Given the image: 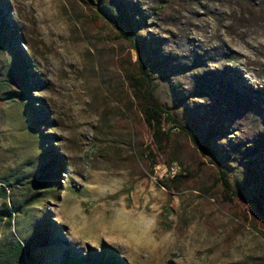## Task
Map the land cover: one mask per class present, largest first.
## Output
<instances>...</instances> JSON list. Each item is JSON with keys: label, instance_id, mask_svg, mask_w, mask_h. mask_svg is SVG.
<instances>
[{"label": "rangeland", "instance_id": "obj_1", "mask_svg": "<svg viewBox=\"0 0 264 264\" xmlns=\"http://www.w3.org/2000/svg\"><path fill=\"white\" fill-rule=\"evenodd\" d=\"M96 4L113 25H92ZM125 11L150 100L194 124L264 209V0H0V178L16 187L0 264H264V239L221 205L188 139L173 132L160 166L134 158L151 137L119 67L135 60L115 40ZM172 166L189 177L170 196Z\"/></svg>", "mask_w": 264, "mask_h": 264}, {"label": "trees", "instance_id": "obj_2", "mask_svg": "<svg viewBox=\"0 0 264 264\" xmlns=\"http://www.w3.org/2000/svg\"><path fill=\"white\" fill-rule=\"evenodd\" d=\"M86 6L91 15L92 25L96 27L113 25L110 16L97 4L95 6ZM121 19L123 22V30L115 35V40L127 42L134 53L135 60L131 62L129 55L127 58L121 59L119 63L120 71L125 80L126 90L129 92L137 112L143 116L144 123L149 129L151 137V142L142 151L137 152L134 147V158L141 162L143 166L147 163L150 166L152 165V168L160 166V157L165 156L169 149L173 133L172 130L184 136L189 140L198 157L216 170L217 178L214 180L213 186H219L221 188V205L230 204L239 207L241 211L234 214L237 220L244 227H249L264 239V209L261 200L257 197H249L243 190L233 184L220 154L206 140H199L198 129L194 124L179 125L177 112L173 108L157 104L150 100L154 87V79L145 69L149 52L146 45L134 32L132 17L125 11L122 13ZM7 95H11V93ZM16 96H19V94H16ZM6 99L12 100L13 97L10 96L7 98L6 96ZM144 172L148 177L153 174L152 169H149V167H145ZM188 177L189 170L182 169L181 171L178 170L170 178L159 181L158 184L164 187L170 196L176 195L180 190V185ZM14 189H16L15 186L6 185L0 178V200L3 201L0 222L5 221L7 224H10L14 219V200L9 194ZM7 203L11 209L7 208ZM254 208L258 213L259 219L249 222L247 219L248 212ZM167 225V220L160 224L161 227H167ZM11 253L15 260L20 262L23 260L24 249L20 242L14 244ZM92 259L94 258L89 256L84 261H81V263L91 264Z\"/></svg>", "mask_w": 264, "mask_h": 264}, {"label": "built area", "instance_id": "obj_3", "mask_svg": "<svg viewBox=\"0 0 264 264\" xmlns=\"http://www.w3.org/2000/svg\"><path fill=\"white\" fill-rule=\"evenodd\" d=\"M172 132H174V130H172ZM178 170H179L178 167L172 166V167L169 168L168 173H169V175L172 176V175L176 174Z\"/></svg>", "mask_w": 264, "mask_h": 264}, {"label": "bare ground", "instance_id": "obj_4", "mask_svg": "<svg viewBox=\"0 0 264 264\" xmlns=\"http://www.w3.org/2000/svg\"><path fill=\"white\" fill-rule=\"evenodd\" d=\"M264 121V120H263Z\"/></svg>", "mask_w": 264, "mask_h": 264}]
</instances>
